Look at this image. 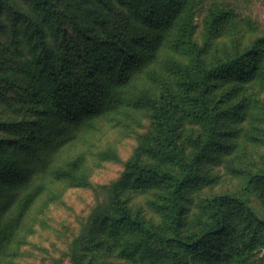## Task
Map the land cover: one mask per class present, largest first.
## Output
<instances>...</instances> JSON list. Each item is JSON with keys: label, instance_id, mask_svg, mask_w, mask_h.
I'll return each mask as SVG.
<instances>
[{"label": "trees", "instance_id": "16d2710c", "mask_svg": "<svg viewBox=\"0 0 264 264\" xmlns=\"http://www.w3.org/2000/svg\"><path fill=\"white\" fill-rule=\"evenodd\" d=\"M31 1L42 13L62 2ZM121 1L144 28L114 29L112 17H104L98 27L79 28L87 41L79 43H87L86 49L73 53L72 38L61 40L65 55L59 61L52 59L45 42L38 46L45 67L24 89L28 108L36 116L11 123L7 131L13 138L0 136V263L16 255L17 230L39 198L56 196L62 184L88 182L86 152L104 126H122L138 110H147L154 127L144 150L156 161L134 160L129 178L134 187L166 189L165 197L153 192L155 200L148 201L163 217V225L147 220L141 208L133 211L130 199L113 189L104 210L105 231L120 236L124 230L127 238L142 235L140 241L159 245V256L167 264H183L181 249L193 253L194 264H244L256 244L264 243V219L248 197L264 204V168L248 175L247 195H213L198 203L206 214L198 230L188 233L185 226L192 187L223 148L222 125L231 114L226 103L247 79L259 78L264 84V36L251 46L242 49L236 43L234 50L222 53L220 42L225 35L232 39L239 29L233 11L217 5L204 10L203 0ZM2 5L0 0V10ZM204 11L198 39L196 16ZM168 72L176 78L173 85L161 80ZM158 83L162 91L156 96L152 87ZM226 85L231 87L224 91ZM234 107L237 113L241 106ZM186 121L204 131L188 138L189 154L180 139ZM110 152L100 150L98 156ZM235 230L239 234L229 246L217 249L216 243H225L223 236ZM131 241H126L125 253L134 245Z\"/></svg>", "mask_w": 264, "mask_h": 264}, {"label": "rangeland", "instance_id": "374dc122", "mask_svg": "<svg viewBox=\"0 0 264 264\" xmlns=\"http://www.w3.org/2000/svg\"><path fill=\"white\" fill-rule=\"evenodd\" d=\"M202 4L204 10L217 5L234 12L238 33L234 32L232 39L225 35V41L219 45L222 51L234 50L236 43L246 48L264 36V0H203ZM46 11H39L31 0H3L0 10V136L5 139L13 138L7 131L11 123L36 116L35 110L28 108L24 89L28 90L36 81L38 71L44 70L39 57L41 41L45 42L52 59L59 61L65 55L61 40L72 38L73 53L80 47L86 49L87 43L82 46L79 43L81 39L82 43L87 42L79 28L93 24L98 27L104 17L107 20L112 17L114 29L144 28L142 21L134 17L121 0H62L58 8L50 5ZM204 14L205 11L196 16L198 39H201ZM161 80L173 85L176 78L168 72ZM161 85L152 87L156 96L162 91ZM231 85H226L224 91ZM240 86L242 89L226 103L231 114L222 125L223 148L202 168V178L192 187L193 202L188 204L185 226L188 233L198 230L200 217L206 216L198 203L224 193L247 195L244 184L248 175L264 168V84L259 78H249ZM238 104L241 107L234 113V106ZM153 127L152 114L147 110H138L122 126H104L95 146L86 152L88 182L62 184L56 196L39 198L17 230L16 255L11 261L0 264H167L159 256L157 243L140 241L144 239L142 235L127 238L124 230H120V236L112 235L103 226L104 210L113 189H118L125 200L130 199L133 211L141 208L147 220L163 225V217L148 201L155 200L153 192L165 197L166 189L134 187L129 178L134 160L156 161L144 150ZM201 133H204L201 125L184 123L180 139L188 154L192 151L188 138ZM100 150L111 152L100 158ZM175 173L177 177L183 176L179 171ZM248 197L257 216L264 219L262 201L253 195ZM237 234L236 230L229 232L223 236L225 243L218 241L219 248H216L229 246ZM131 240L135 243L125 253L126 243ZM181 253L183 264H194L193 253L186 249H181ZM244 264H264V243L256 244Z\"/></svg>", "mask_w": 264, "mask_h": 264}]
</instances>
